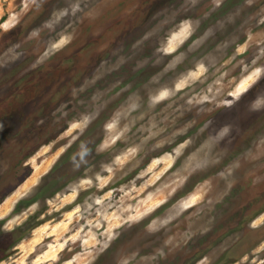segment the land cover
<instances>
[{"label": "rangeland", "instance_id": "374dc122", "mask_svg": "<svg viewBox=\"0 0 264 264\" xmlns=\"http://www.w3.org/2000/svg\"><path fill=\"white\" fill-rule=\"evenodd\" d=\"M0 264H264V0H0Z\"/></svg>", "mask_w": 264, "mask_h": 264}]
</instances>
